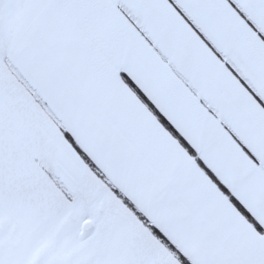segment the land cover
Returning a JSON list of instances; mask_svg holds the SVG:
<instances>
[{"label":"snow or ice","instance_id":"snow-or-ice-1","mask_svg":"<svg viewBox=\"0 0 264 264\" xmlns=\"http://www.w3.org/2000/svg\"><path fill=\"white\" fill-rule=\"evenodd\" d=\"M0 264H264V0H0Z\"/></svg>","mask_w":264,"mask_h":264}]
</instances>
